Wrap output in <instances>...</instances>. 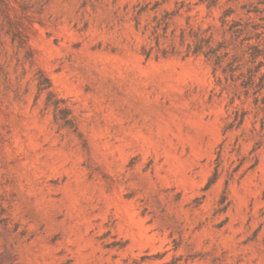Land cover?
Masks as SVG:
<instances>
[{
    "label": "rangeland",
    "instance_id": "obj_1",
    "mask_svg": "<svg viewBox=\"0 0 264 264\" xmlns=\"http://www.w3.org/2000/svg\"><path fill=\"white\" fill-rule=\"evenodd\" d=\"M0 264H264V0H0Z\"/></svg>",
    "mask_w": 264,
    "mask_h": 264
}]
</instances>
